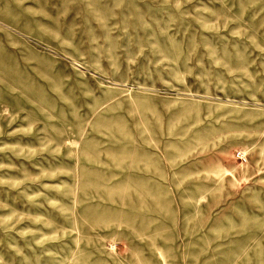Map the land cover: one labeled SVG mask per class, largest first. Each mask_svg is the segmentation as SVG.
<instances>
[{
	"label": "rangeland",
	"instance_id": "obj_1",
	"mask_svg": "<svg viewBox=\"0 0 264 264\" xmlns=\"http://www.w3.org/2000/svg\"><path fill=\"white\" fill-rule=\"evenodd\" d=\"M0 264H264V0H0Z\"/></svg>",
	"mask_w": 264,
	"mask_h": 264
},
{
	"label": "built area",
	"instance_id": "obj_2",
	"mask_svg": "<svg viewBox=\"0 0 264 264\" xmlns=\"http://www.w3.org/2000/svg\"><path fill=\"white\" fill-rule=\"evenodd\" d=\"M237 157H238V159H240V160H246L245 154L242 153V152H239V153L237 154Z\"/></svg>",
	"mask_w": 264,
	"mask_h": 264
}]
</instances>
